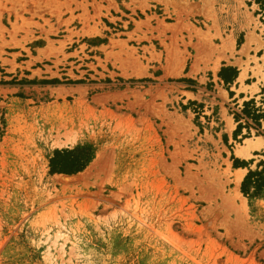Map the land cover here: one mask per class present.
<instances>
[{
    "label": "rangeland",
    "instance_id": "1",
    "mask_svg": "<svg viewBox=\"0 0 264 264\" xmlns=\"http://www.w3.org/2000/svg\"><path fill=\"white\" fill-rule=\"evenodd\" d=\"M262 1L0 0V264H264Z\"/></svg>",
    "mask_w": 264,
    "mask_h": 264
},
{
    "label": "trees",
    "instance_id": "2",
    "mask_svg": "<svg viewBox=\"0 0 264 264\" xmlns=\"http://www.w3.org/2000/svg\"><path fill=\"white\" fill-rule=\"evenodd\" d=\"M264 2V1H262ZM238 71L235 67H222L218 76L225 83H231L237 77ZM247 102L244 103L243 111L247 112ZM253 117L258 113H252ZM94 149L90 144H77L73 148L55 149L49 158V172L75 174L85 168V166L93 159ZM247 162H239L234 159L233 166H245ZM261 165V168L259 169ZM264 187V161H260L254 170L248 169L240 184L241 192L247 197H255L259 195Z\"/></svg>",
    "mask_w": 264,
    "mask_h": 264
},
{
    "label": "bare ground",
    "instance_id": "3",
    "mask_svg": "<svg viewBox=\"0 0 264 264\" xmlns=\"http://www.w3.org/2000/svg\"><path fill=\"white\" fill-rule=\"evenodd\" d=\"M250 146H251V144L248 142V145H246L245 147H242V149L247 150ZM238 153L241 154L242 152L240 151ZM236 178H237V180H239L241 178V172H239V171L237 172Z\"/></svg>",
    "mask_w": 264,
    "mask_h": 264
},
{
    "label": "crops",
    "instance_id": "4",
    "mask_svg": "<svg viewBox=\"0 0 264 264\" xmlns=\"http://www.w3.org/2000/svg\"><path fill=\"white\" fill-rule=\"evenodd\" d=\"M237 171L241 172V177H242V175H243L244 171H243V170H241V169H239V170H237ZM240 179H241V178H240Z\"/></svg>",
    "mask_w": 264,
    "mask_h": 264
}]
</instances>
